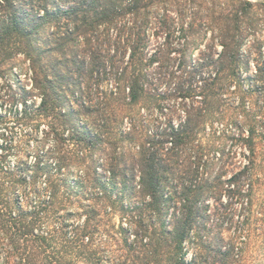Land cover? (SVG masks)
Instances as JSON below:
<instances>
[{
    "label": "trees",
    "instance_id": "obj_1",
    "mask_svg": "<svg viewBox=\"0 0 264 264\" xmlns=\"http://www.w3.org/2000/svg\"><path fill=\"white\" fill-rule=\"evenodd\" d=\"M152 1L0 0V75L3 65L19 53L30 61L33 87L41 100L37 106L23 101L21 118L30 117L32 111L49 118L41 147L53 140L31 166L15 165L0 177V264H166L165 259L167 264H186L185 242L192 240L206 245L205 264H232L236 253L242 252L240 248L236 252L238 243L249 244L250 232L239 224L249 223L254 178L264 164V63L258 61L249 76L248 68L242 70L249 53L243 51L244 38L234 20L222 22L218 40L222 49L213 68L201 65L178 71L157 66L149 71L147 64L175 52L169 27H165L168 32L161 31L164 42L154 53L147 50L149 39L136 21L141 17L142 24H148L145 10ZM129 15H134L139 30L124 36ZM48 29L52 32L47 33ZM181 31L188 29L182 26ZM107 70L110 94L92 111L80 102L76 89L92 74ZM152 76L166 84L175 79L169 96L180 101L168 108L160 135L132 145L127 156L117 151L118 145L125 139L134 142L135 136L126 132L128 124L123 123L122 138L109 144L114 148L111 156L103 148L110 127H121L124 116L150 94L147 86ZM226 94L238 97L235 108L224 99ZM164 95L151 96L159 100ZM71 98L81 107L78 116L93 112V132L73 121L68 110ZM225 115L229 118L221 131L242 147L244 160L234 162L236 154L222 152L219 158L206 161L198 136L210 132L213 121L221 122ZM141 118L140 126L145 127L144 115ZM131 122L135 129L134 117ZM34 129L5 133L3 139L6 145L18 139L24 150ZM69 140L93 148L101 145L107 163L100 167L107 177L98 172L100 164L95 161L73 176L71 161L83 164L87 156L75 153ZM225 191L239 203L242 220H235V209L226 215L219 212L218 201ZM128 196L140 198L141 205L128 204ZM212 199L219 218L238 224L236 244L229 240L225 245L219 232L210 234L219 226L207 213ZM106 202L117 205L122 213L140 210V216L129 222V227H135L133 241H129L130 228L119 226L121 248L114 259L101 234L107 223L104 217L113 213Z\"/></svg>",
    "mask_w": 264,
    "mask_h": 264
},
{
    "label": "rangeland",
    "instance_id": "obj_2",
    "mask_svg": "<svg viewBox=\"0 0 264 264\" xmlns=\"http://www.w3.org/2000/svg\"><path fill=\"white\" fill-rule=\"evenodd\" d=\"M56 2L60 4L61 0H56ZM246 2H250L252 6H247ZM145 14L147 15V25L142 24L145 21L141 17H138L136 22L138 26L142 27L145 36L149 39L147 50L154 53L155 47L160 46L164 42L165 33L161 31L165 30V32H168L165 27H169L172 32L170 42L175 48V52L171 53L169 58H163L158 63L150 66L147 64L146 68L149 71L157 68V66H166L171 70L178 71L192 67H200L201 65H209L208 68H213L217 65L215 60L222 49L218 42L222 22H234V20L240 26L241 35L244 38L242 45L243 51L249 53L248 64L246 63V59H244L241 67L242 70L246 72L245 68H248L245 74L249 76L250 73L254 72L258 61L264 63V0H153L147 10H145ZM129 17L130 21L124 30V36L134 34L137 29L139 30V28H135L134 15H129ZM182 26L188 29V31L182 33ZM48 32H52V29L50 31L48 29ZM3 70H5L3 75H0V177L6 171L2 165L10 168L8 167V163L12 162L14 166L24 164L29 167L36 161L38 156L42 155L53 144L52 138L47 141L43 148L40 144L44 133L48 130L51 123L49 118H41L36 111L28 113L30 117L26 116L24 119L21 118L23 116V101L37 106L41 100L38 91L33 87V70L30 67V61L23 54L19 53L7 64L3 65ZM108 71L92 74L87 80L81 81L76 89V94L82 97L80 102L84 106H88L92 111L93 106L103 104L106 101V96L110 94L112 85L110 81H107ZM174 82L175 79L172 82L173 84L161 83L156 81L155 76L150 77V84L147 86L150 94H145L140 98L138 104L129 111V116L124 112L121 113L122 115H126L123 118V122H121V127L111 126L109 129L110 132L106 137L108 143L104 144L103 148H106L111 156H113L114 148L109 144L119 140L123 123L128 124L126 132L130 130L135 136L134 142L125 139L118 145L120 147L117 151L122 152L126 156L129 150H133L131 148L132 145L143 143L147 136L154 138L160 135L164 127L168 108L169 110L173 109L180 101L169 96L173 93ZM160 93H165V95L159 100L151 96L152 94ZM124 95L122 91L121 96L124 97ZM225 98L227 103L233 105L234 108L238 105V97L235 94H226L224 96ZM245 105L248 106L249 103L246 102ZM80 108L74 99L71 98L68 110L73 115V121L75 123L78 122L80 125H86L93 132V128L94 130L96 129V125L93 123V112L87 116H78L77 111ZM234 113L237 114L238 111L233 112L230 116H234ZM141 115L145 117L143 118L145 127L140 126ZM132 117L135 118V129L131 127ZM221 118L224 119L221 122L213 121V123H216L210 132L207 130L208 132L200 133L198 136L197 140L203 146L202 154L204 155V159L211 162L214 156L217 159L222 152L226 154L230 152L231 155L236 154L234 162L243 161L242 147L240 145H234L233 140L227 134L223 135L221 131V124L224 123L223 125L226 126V121L229 116L225 115V118ZM217 122H220L219 126ZM207 124H210V122H207ZM33 128H35L33 137L31 138L29 146L24 150L21 149V143L18 139L15 138L12 143H9L7 140L8 145H6V140L3 139V134L6 136L10 132L16 133L20 130H31ZM229 130L231 132L235 131L232 128H229ZM68 134L69 130H65L66 138H69ZM68 142L71 144V148L75 153L82 151L85 157L87 156L83 164L75 160L71 161L72 163L69 167L73 170V176L77 175L78 171L80 173V171L84 172L87 170V166L92 164V161L100 164L99 167L107 163V157H104L101 145L93 148L91 145L78 144L74 140H69ZM4 147L8 148L7 151L4 150ZM224 160H226V156ZM43 161L47 160L44 158ZM105 168H109V166L106 164ZM260 170L254 178L252 192L253 207L250 211L249 223L247 225L239 224L241 229L245 228L242 230L250 232V242L246 246H242L240 243H238L239 245L237 244L236 252L238 248L242 252L240 253L239 251L236 253L235 258L231 261L232 264H264V164ZM98 172L107 177V171L101 167L98 168ZM229 195L228 192H223V196L218 201V205L212 199L207 211L211 216V221L217 222L219 225H216L210 234L213 235L219 232L224 238L225 245L229 240L234 241L236 244L237 239L235 233H240L236 229L238 224H229L226 219L219 218L214 213L217 205L219 212H225V215L230 214L235 209V220L237 221L238 218L241 219L239 203L236 201V198L229 199ZM126 200L132 206H139L142 202L140 198L131 196H128ZM106 204L111 206L113 213L109 216L104 215V220L107 223L101 228V234L108 240V247L106 249L110 252L111 258L114 259L120 254L119 248H121V246L119 247L121 238L118 233L119 226L123 225L125 228H130L129 241H133L135 238V227H129V222L133 218L140 216V210L122 213L117 205L113 207L111 203L106 202ZM141 212L144 215L148 214L147 211ZM167 220L171 222L172 219L168 216ZM185 247L186 264H205L207 258L206 245H198L196 241L192 240L185 242ZM123 250L126 252V249ZM164 261L167 264L166 259ZM76 264L89 263L77 261Z\"/></svg>",
    "mask_w": 264,
    "mask_h": 264
},
{
    "label": "built area",
    "instance_id": "obj_3",
    "mask_svg": "<svg viewBox=\"0 0 264 264\" xmlns=\"http://www.w3.org/2000/svg\"><path fill=\"white\" fill-rule=\"evenodd\" d=\"M2 167H3L4 170L9 169L5 165H2ZM8 167H10V169H12L14 167V163H12V162L11 163H8Z\"/></svg>",
    "mask_w": 264,
    "mask_h": 264
}]
</instances>
